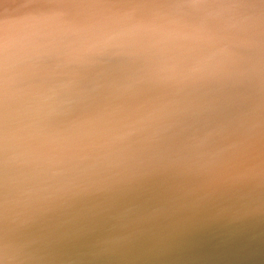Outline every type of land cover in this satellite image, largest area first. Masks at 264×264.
Wrapping results in <instances>:
<instances>
[{
    "label": "water",
    "instance_id": "obj_1",
    "mask_svg": "<svg viewBox=\"0 0 264 264\" xmlns=\"http://www.w3.org/2000/svg\"><path fill=\"white\" fill-rule=\"evenodd\" d=\"M0 264H264V0H0Z\"/></svg>",
    "mask_w": 264,
    "mask_h": 264
}]
</instances>
